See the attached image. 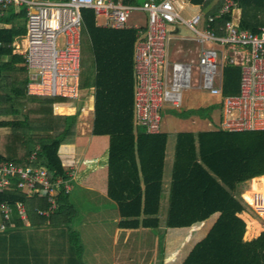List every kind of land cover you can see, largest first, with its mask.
Here are the masks:
<instances>
[{
    "label": "trees",
    "instance_id": "trees-1",
    "mask_svg": "<svg viewBox=\"0 0 264 264\" xmlns=\"http://www.w3.org/2000/svg\"><path fill=\"white\" fill-rule=\"evenodd\" d=\"M122 1L128 6L144 4ZM185 1L201 6L204 16L217 14L223 6V0ZM235 2L241 29L259 32L264 28V0ZM139 14L131 15L129 27L113 29L97 26L93 12H82L79 90L80 98L83 91L93 96L91 135L108 138L106 196L118 207L120 228L154 231L161 226L169 135L162 131V124L159 133L151 134L137 122L136 45L148 30L147 21L139 28L131 21ZM230 18L231 14L225 15L219 23ZM26 33L24 10L0 8V130H10L0 136V164L28 166L37 153L36 165L44 166L50 177L68 178L60 149L75 143L77 114L55 115V106L64 103L62 98L28 94L30 75L14 45ZM87 50L90 65L84 61ZM242 77L241 69H224L223 97L241 95ZM73 107L62 104L56 109ZM220 108L218 101H212L195 113L210 122L218 120L216 130L177 134L165 227L191 229L218 216L182 264H264V232L245 242L247 226L240 216L252 209L236 195L237 185L253 180L252 193L245 200L252 203L251 194L264 196V131L222 130ZM169 109L186 115L182 109ZM56 111L65 115L73 109ZM69 195L61 193L58 209L47 219L37 213L48 208L46 199L28 198L18 190L0 193V203L8 202L13 209L17 202L25 203L31 223L23 221L15 209L11 222L0 214V224L8 227L0 231V264H84L80 235L71 228L77 210Z\"/></svg>",
    "mask_w": 264,
    "mask_h": 264
},
{
    "label": "built area",
    "instance_id": "built-area-1",
    "mask_svg": "<svg viewBox=\"0 0 264 264\" xmlns=\"http://www.w3.org/2000/svg\"><path fill=\"white\" fill-rule=\"evenodd\" d=\"M184 5L182 0H148L142 6L116 0H0L1 10H24L26 14L27 33L15 44V52L24 57L30 96L69 101L80 98L83 11L93 12L96 19L104 20V27L113 29L129 27L131 15L140 12L147 14L148 26L147 32L141 33L135 55L137 122L141 126L151 134L159 133L163 109L181 110L184 93L198 92L220 103L222 130L264 131V28L259 32L241 29L233 18L238 12L235 0H223L222 8L213 16L198 13L184 17ZM229 14L230 20L219 23ZM181 25L191 34L181 40L194 42L196 56L172 60L170 41ZM227 67L242 70L239 96L223 97ZM37 161L38 154L33 153L31 165L0 164V193L18 190L28 198L46 199L48 208L37 213L49 219L58 209L61 193H71L77 169L71 163L68 178H52L44 166L36 165ZM14 206L21 219L31 225L27 205L17 202ZM255 207L264 216V196L258 198ZM14 209L8 202L0 203V214L7 222L13 220ZM7 228L0 224V231Z\"/></svg>",
    "mask_w": 264,
    "mask_h": 264
},
{
    "label": "rangeland",
    "instance_id": "rangeland-1",
    "mask_svg": "<svg viewBox=\"0 0 264 264\" xmlns=\"http://www.w3.org/2000/svg\"><path fill=\"white\" fill-rule=\"evenodd\" d=\"M142 3H146L147 0H141ZM237 14V13H236ZM235 14V15H236ZM137 17V18H136ZM236 20L239 21L238 14L236 15ZM132 22L134 21L136 25L145 26L146 24V14L142 13L138 16H133ZM97 25H102L104 23L103 19L97 20ZM180 34L188 33L184 26H180ZM200 28V27H199ZM59 44L63 42L62 37L58 39ZM194 42L189 40H181L180 38L174 39L170 41L169 52L172 60H186L189 56H196V52L194 49ZM91 56L89 51L85 52L84 61L86 65L91 64ZM81 98L74 101L64 100V103L67 105L73 104L75 107L73 112L70 114L60 115L55 110V115L59 116H68L77 114L76 120V137L75 140L78 139L81 141L83 145V153H87L85 156L84 164L87 167V171L81 170L78 174V179H74L72 181V188H74V198L72 203L77 208V216L74 218L71 228L76 230L78 227L84 226V230L82 232L85 234V248L88 256L101 254V260H94L91 264H114L113 258V245H114V232L116 227L115 217H118V211L116 214L112 211H109V208L106 207L107 204H111V206H115L112 202L103 200V197L99 195V193H94L92 190L88 191V188L85 186V182L81 180L83 176L93 174L96 170L103 165L106 164V147H103L105 144L106 137H93L91 136V127H92V116H93V96L89 91H83L81 93ZM201 95L198 92H190L184 93V108L182 111L185 112V116L179 115L178 111H172L169 108H165L162 111L163 114V123H162V131L166 132L169 135L168 145H167V156L165 163V171H164V194L161 202V210H160V222H161V230H165L164 226L167 222V214H168V198L170 193V184H171V175L173 163L175 160V148H176V140L177 134L179 132H199V131H207V130H216L219 127L218 120L215 122H210L207 119H202L197 116L196 110L201 107H207L209 103L214 101V99L207 97L205 95H201L202 97L198 99L197 96ZM83 108V109H82ZM83 110V111H82ZM82 111V112H81ZM195 111L193 114L192 112ZM80 112V113H78ZM0 136H4L9 133L10 130H0ZM246 137H250L249 134L245 135ZM70 144L62 145L60 149V157L64 162V166H67L65 163V158L67 155L66 151L67 147ZM94 150H97V155L95 157H91ZM91 160V161H90ZM78 164L82 162V159L78 158ZM104 161V162H103ZM91 162V163H90ZM249 182V184H248ZM252 184L253 180L243 181L241 184L237 185L236 195L240 198H243V194L252 193ZM249 185V186H248ZM249 187V188H248ZM260 193L251 194V198L253 200L252 203L245 202L252 209L249 212V215L256 221L258 224L256 227L258 230L263 233L264 232V216H260L256 211L255 202H257L258 198L262 195ZM246 195V194H245ZM244 195V196H245ZM258 197V198H257ZM70 198V197H69ZM257 198V199H256ZM71 199V198H70ZM245 199V198H244ZM107 200V199H106ZM109 202V203H108ZM115 208V207H114ZM115 211V210H114ZM218 216L213 217L209 222L204 226L205 231L207 228H211L217 221ZM255 223V222H254ZM31 224V223H30ZM103 225V227H102ZM77 226V227H76ZM100 228V229H99ZM203 228V227H202ZM159 231V234H162L163 231ZM207 232L204 234L198 235L192 241V245L195 246L200 243L203 239H205ZM41 237L43 239L45 236ZM163 242V238L160 243ZM80 245V244H78ZM82 245V244H81ZM162 246H159V249L162 250ZM143 250V248H142ZM140 249L138 243L135 245L128 244L126 251L123 253V258H121V262L118 264H152L151 261H147L144 258L146 257L145 252ZM161 259L164 256V253L161 251L160 253ZM158 259L161 261V259ZM115 262V263H116ZM154 264H159L158 262Z\"/></svg>",
    "mask_w": 264,
    "mask_h": 264
},
{
    "label": "crops",
    "instance_id": "crops-1",
    "mask_svg": "<svg viewBox=\"0 0 264 264\" xmlns=\"http://www.w3.org/2000/svg\"><path fill=\"white\" fill-rule=\"evenodd\" d=\"M118 1L121 2L122 0H118ZM157 1H161V0H157ZM182 1H184V3H185L184 11H183L184 17H189V16H192V15H195L198 13L201 14L202 16L205 15L204 11H202L201 6L192 5L185 0H182ZM236 13L238 14L239 20H240L241 14L239 12H236ZM235 14H233V18L236 17L237 14L236 15ZM97 20L98 19H96V22H97ZM146 21H147V14H146ZM26 25H27V21H26ZM97 26H103V24L97 25ZM135 27L139 28V27H143V26L135 25ZM187 32L188 33L180 34V28H179L178 31H174V33H175L174 37H175V39H177V38L182 39V38L190 37V35H191L190 32L189 31H187ZM18 41H20V40H17L15 42V44L18 43ZM197 97L201 98V96H197ZM60 104H65V103H60ZM60 104H57V105H60ZM58 109L69 110V109H74V107L73 108H57L56 110H58ZM78 113H80V112H78ZM92 113H93V111H92ZM92 119H93V116H92ZM194 133H197V132H194ZM78 139L75 140L74 144L67 147V149H68L66 151L67 155H65L66 156L65 163L67 164L66 168L69 169V165L71 163H73L77 169V176H76L77 179H78V174L81 170L86 169L85 171H87V167H85V164H84L85 156L87 153L86 154L83 153V151H84L83 145H82L81 141ZM103 147H106V149H108V138L105 139V144L103 145ZM96 155H97V150H94V153H92L91 157L96 158ZM106 156H107V153H106ZM79 157L82 159V162L80 164H78V161H77ZM96 168L97 167H95V169H94L95 172L93 174L91 173L89 175L83 176V177H81L82 178L81 180H83L82 182L86 181L85 186L88 188V191L92 190L94 193H97V194L99 193V195H101V197H103V200L105 199V201L111 202L110 200H108V198L106 196L107 159H106L105 165L98 168L97 170H96ZM171 180H172V175H171ZM248 184H249V182H248ZM74 194H75L74 188H72V191L69 195V197L71 199L69 198V201L75 207V205L72 203L73 198H74L73 197ZM245 194H247V193H244L243 198H242L244 201H245V199H244ZM106 207L109 208V211H112L115 214H116V211H118V217H115L116 225H118V227H116L115 232H114V235H115L114 245H113L114 264H118V262H121V258H123V253L126 251L128 244L135 245L136 243H138L141 250L143 248V250H142L143 252L147 253L146 257L144 259L147 261H151L152 264H154L156 262H158L159 264H182L185 261V259L187 258V256L189 255V253H191L193 248L196 246V245L195 246L192 245L193 244L192 241L194 240V238L197 237L198 235L204 234V232H207L206 234L208 235V233L210 232V230L214 226L213 225L211 228H207L206 231H205L204 226L206 225L207 222L204 224H201V225H197L191 229H183V230H168L167 228H165V226H164L165 230H161V226H160L159 230H154V231L126 230V229L120 228L119 224L121 223L122 218L120 216L118 207H116V205L111 206V204H107ZM76 210H77V208H76ZM240 219L243 220L247 226V232H246V235L244 238L245 242H251V241L257 239L261 235V232L257 228L258 224H256V221L249 215V212H245L244 214H242L240 216ZM48 223H49V221H47L46 224H48ZM102 227H103V225H102ZM84 229H85L84 226H81V227H78L74 231H76L80 235V242L83 246V257H82L83 263L84 264H91V262L94 260H96V261L101 260V254L98 253L97 255L94 254L93 256L87 255V253H86L87 250H86L85 244H84L85 241L83 240L86 238H85V234L82 232V230H84ZM160 230L163 231L162 234H159ZM162 238H163V242L160 244V241ZM160 245L163 247L162 250L159 249ZM161 251L164 253V256L162 259L160 258L161 257V255H160ZM159 258L161 259V261L158 260ZM116 261H118V262H116Z\"/></svg>",
    "mask_w": 264,
    "mask_h": 264
}]
</instances>
